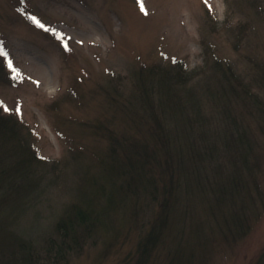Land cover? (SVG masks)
Instances as JSON below:
<instances>
[{
  "label": "rangeland",
  "instance_id": "1",
  "mask_svg": "<svg viewBox=\"0 0 264 264\" xmlns=\"http://www.w3.org/2000/svg\"><path fill=\"white\" fill-rule=\"evenodd\" d=\"M143 6L147 14L138 0H0V49L7 53L0 58V115L9 116L29 155L11 168L24 178L3 179L19 147L0 144V242L20 237L41 245L67 207L94 194L109 143L84 126L134 133V125L144 131L170 116L162 130L177 134L178 118L191 126L201 116L230 137L231 121L244 127L259 116L256 106L264 109V0H143ZM212 62L215 74L208 72ZM178 65L185 77L175 74ZM188 101L193 109L186 110ZM255 176L259 193L254 204L242 200L243 229L224 238L196 236L195 264H257L264 257V157ZM131 203L118 207L107 235L69 264H134L157 210ZM200 207L188 205L186 226L208 235L211 221ZM223 208L209 211H234ZM162 241L157 247L166 249ZM162 249L152 264H164Z\"/></svg>",
  "mask_w": 264,
  "mask_h": 264
},
{
  "label": "trees",
  "instance_id": "2",
  "mask_svg": "<svg viewBox=\"0 0 264 264\" xmlns=\"http://www.w3.org/2000/svg\"><path fill=\"white\" fill-rule=\"evenodd\" d=\"M181 66L174 67L175 74L185 77L187 74ZM217 71L216 64L212 62L208 72L215 74ZM3 73L0 62V77ZM205 79L207 77L201 81ZM230 88L231 85L224 87L223 92H229ZM244 92L245 97L251 94L247 90ZM220 95L223 97L221 92ZM251 103L254 104L253 101ZM194 104L188 101L186 110L193 109ZM255 109L259 116L247 118L244 127L237 121H231L230 128L234 134L230 137L217 127H207L201 116L189 120L194 126L192 128L188 126L187 119L178 118L177 134L175 129L166 134L162 130L163 126H169L167 120L170 116L166 117L167 120L163 118L162 123L158 121L154 125L151 122L144 131L134 125V133L115 132L102 127L101 123L84 126L93 128L86 130L90 135L105 138L109 143L108 151L99 159L101 183L91 197H85L65 209L41 245H35L28 238L6 237L4 242H0V264H69L86 246L107 235L109 219L113 218L118 207L123 209L131 202L134 206L143 202L155 204L157 210L136 245L134 264H152L153 252L162 249L157 247L161 240L164 246H168L162 249L164 264H195L197 237L200 240L204 236L217 239L218 236L224 238L241 231L240 211L245 208L242 200L247 198L250 204H254L259 193L255 171L264 157V109L261 105ZM8 122L9 116L0 115V144L9 146L16 143L19 148L14 152L16 159L10 161L7 157L6 174L4 171L0 174L4 175L3 179L5 176L21 179L20 172L11 168L24 164L29 155ZM250 123L257 129L255 138L251 137ZM219 159L226 160L218 162ZM193 202L201 206L211 221L208 235L191 222L186 226L187 207ZM226 203L234 211L220 216L221 212L209 211L224 209ZM257 264H264V257Z\"/></svg>",
  "mask_w": 264,
  "mask_h": 264
},
{
  "label": "snow or ice",
  "instance_id": "3",
  "mask_svg": "<svg viewBox=\"0 0 264 264\" xmlns=\"http://www.w3.org/2000/svg\"><path fill=\"white\" fill-rule=\"evenodd\" d=\"M138 3L140 4L141 12L144 14H147L145 11V8L143 6V0H138ZM6 55H7V53L3 49H0V57H4ZM9 67H11V64H9ZM17 111L19 112V110H17Z\"/></svg>",
  "mask_w": 264,
  "mask_h": 264
}]
</instances>
